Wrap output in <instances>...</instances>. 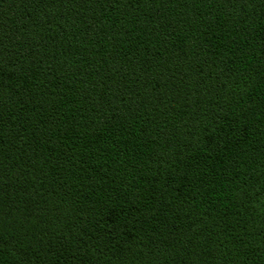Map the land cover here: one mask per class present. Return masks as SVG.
I'll return each mask as SVG.
<instances>
[{
	"label": "trees",
	"instance_id": "16d2710c",
	"mask_svg": "<svg viewBox=\"0 0 264 264\" xmlns=\"http://www.w3.org/2000/svg\"><path fill=\"white\" fill-rule=\"evenodd\" d=\"M0 264H264V0H0Z\"/></svg>",
	"mask_w": 264,
	"mask_h": 264
}]
</instances>
